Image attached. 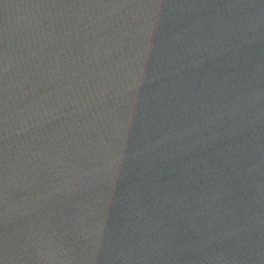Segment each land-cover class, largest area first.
Listing matches in <instances>:
<instances>
[{
    "label": "water",
    "instance_id": "1",
    "mask_svg": "<svg viewBox=\"0 0 264 264\" xmlns=\"http://www.w3.org/2000/svg\"><path fill=\"white\" fill-rule=\"evenodd\" d=\"M0 264H264V0H0Z\"/></svg>",
    "mask_w": 264,
    "mask_h": 264
}]
</instances>
